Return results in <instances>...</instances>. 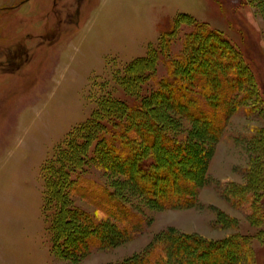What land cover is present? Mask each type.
<instances>
[{
	"label": "rangeland",
	"instance_id": "374dc122",
	"mask_svg": "<svg viewBox=\"0 0 264 264\" xmlns=\"http://www.w3.org/2000/svg\"><path fill=\"white\" fill-rule=\"evenodd\" d=\"M180 12L230 41L250 84L235 94L219 137L204 145L211 155L195 202L153 208L127 194L139 223L125 242L93 247L78 262L61 259L50 251L41 169L90 118L100 97L131 104L119 82L124 65L145 55L149 44L157 46ZM180 27L173 59L187 32ZM167 75L159 59L149 83L155 88ZM188 125L174 133L178 141ZM80 177L92 188L110 181L93 165ZM76 202L102 216L87 201ZM168 228L210 239L246 236V253L236 264H264V1L0 0V264L120 262L154 248L155 237Z\"/></svg>",
	"mask_w": 264,
	"mask_h": 264
},
{
	"label": "trees",
	"instance_id": "16d2710c",
	"mask_svg": "<svg viewBox=\"0 0 264 264\" xmlns=\"http://www.w3.org/2000/svg\"><path fill=\"white\" fill-rule=\"evenodd\" d=\"M182 25L187 29L183 49L173 59L171 44ZM158 41L123 67L119 82L131 104L100 97L90 118L68 134L41 169L50 251L61 259L78 262L93 247L125 242L139 223L127 194L144 197L153 208L193 205L211 155L210 145H204L219 137L235 94L250 86L237 51L206 21L180 12ZM159 59L168 75L154 88L149 79ZM183 122L189 128L181 142L174 133ZM91 165L109 184L92 188L82 182ZM76 197L102 216L77 204ZM247 243L240 234L210 239L168 228L155 237L154 248L109 264H236Z\"/></svg>",
	"mask_w": 264,
	"mask_h": 264
},
{
	"label": "crops",
	"instance_id": "0c3cea01",
	"mask_svg": "<svg viewBox=\"0 0 264 264\" xmlns=\"http://www.w3.org/2000/svg\"><path fill=\"white\" fill-rule=\"evenodd\" d=\"M195 17V16H194Z\"/></svg>",
	"mask_w": 264,
	"mask_h": 264
}]
</instances>
